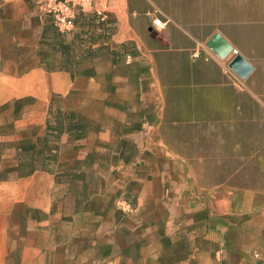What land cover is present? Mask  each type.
<instances>
[{
    "label": "crops",
    "instance_id": "obj_1",
    "mask_svg": "<svg viewBox=\"0 0 264 264\" xmlns=\"http://www.w3.org/2000/svg\"><path fill=\"white\" fill-rule=\"evenodd\" d=\"M106 18L61 36L30 0H0V264L249 262L224 238L264 240V0H111ZM215 34L246 79L207 49ZM53 96L92 127L64 120L50 142ZM46 138L54 171L22 175L20 147L40 167Z\"/></svg>",
    "mask_w": 264,
    "mask_h": 264
},
{
    "label": "built area",
    "instance_id": "obj_2",
    "mask_svg": "<svg viewBox=\"0 0 264 264\" xmlns=\"http://www.w3.org/2000/svg\"><path fill=\"white\" fill-rule=\"evenodd\" d=\"M35 4L42 17L49 19L53 27L59 33H70L75 29L77 20L82 17L95 16L101 22H107L106 15L108 13L111 0H30ZM167 21L161 19L153 20L152 26L157 31L165 29ZM237 55V51L223 60L227 73L235 75L229 68L233 57ZM197 57V53L194 55ZM129 58V56H128ZM222 61V60H220ZM236 76V75H235Z\"/></svg>",
    "mask_w": 264,
    "mask_h": 264
},
{
    "label": "rangeland",
    "instance_id": "obj_3",
    "mask_svg": "<svg viewBox=\"0 0 264 264\" xmlns=\"http://www.w3.org/2000/svg\"><path fill=\"white\" fill-rule=\"evenodd\" d=\"M36 6V5H35ZM37 7V6H36ZM108 11H109V9H108ZM95 17V16H94ZM97 18V17H96ZM99 20V19H98ZM52 27H53V25H52ZM53 29L55 30V32L58 34V35H61V36H65V35H68V34H70V33H72V32H70V33H64V34H62V33H59L54 27H53ZM123 48V54H124V57L126 58V56L128 55V56H130V54H131V51H127L126 49L127 48H124V46L122 47ZM81 56V55H80ZM115 57H116V55H115ZM128 58V57H127ZM63 105H64V101H63V99L61 98V97H59V98H55L54 100H53V104H52V101H51V107H54L55 108V110L53 111V108H51L50 110V115H51V117H52V120L54 121V119L53 118H56V117H58V113H59V110H61L62 108H63ZM51 112H52V114H51ZM63 116H65V115H63ZM79 117H80V121L82 122V123H85V124H87L89 127H92V125L91 124H88L89 122L86 120V118H84V117H82V116H80L79 115ZM56 120V119H55ZM53 138L54 137H51L49 140H50V142H51V140H53ZM51 150V149H50ZM52 154H56L57 155V150H55L54 148H52ZM113 152V151H112ZM117 152V151H116ZM115 152V153H116ZM21 153H22V151H21ZM26 156H28V155H26ZM38 155H36V151H32V152H30V154H29V156H28V158H24L23 159V162L27 159L28 161H26V163H24L22 166H21V168L24 170V171H27V170H29V168L30 167H28V166H26V165H28L29 163L31 164V163H34L35 161H36V158L35 157H37ZM92 157H96V156H92ZM113 157V156H112ZM36 167H38L39 168V166H36ZM179 168H181V167H179ZM192 169L194 168V169H197V167H191ZM175 169L177 170V167H175ZM52 171H54V169L52 170ZM57 171H59V170H57ZM177 172V171H176ZM60 173V172H59ZM193 184V183H192ZM195 200V201H194ZM192 203H191V208H192V212H191V214L189 215V221H190V233H188L189 234V238H190V241H204V239H203V236H204V231L202 230L203 229V227H204V222H200V219H202L203 217H204V215L202 214V212L201 211H198V210H196L198 207H199V204H198V200L196 199V198H192ZM119 203V204H118ZM133 204V201H132V199L131 198H128V199H125L124 201H119V202H117V205H116V207H118L119 208V210L118 211H120L121 213H123V214H125V212L126 213H129V209L127 208L128 206H131ZM130 209H132L131 207H130ZM194 209V210H193ZM194 211V212H193ZM196 211V212H195ZM183 218H185L184 216H178V222L179 223H181L182 221H183ZM197 219L199 220V222L197 221ZM257 232H259V231H257V230H254V231H251V235L252 234H256ZM261 232V234H264V231H260ZM232 231H228L227 232V234H226V237L224 238V241H240V244H243V245H241L240 247H244L245 249H246V247H249L247 250H248V252H249V254L251 255V258H250V260H249V262H247V263H245V264H250L251 263V261L253 260L254 261V263L255 264H257V263H261V264H264V240L263 241H252V245L251 244H249L248 246H246L245 244H244V241H247L246 240V236H244V234H242L241 232H240V238L239 239H235L234 237H232ZM234 234V236H236V233H233ZM260 237H262L261 235H260ZM196 247L195 248H197L198 247V242H196ZM179 249H182V247H179ZM241 249V248H240ZM186 251V250H185Z\"/></svg>",
    "mask_w": 264,
    "mask_h": 264
},
{
    "label": "trees",
    "instance_id": "obj_4",
    "mask_svg": "<svg viewBox=\"0 0 264 264\" xmlns=\"http://www.w3.org/2000/svg\"><path fill=\"white\" fill-rule=\"evenodd\" d=\"M98 19V18H97ZM47 22H49L51 25V21L49 19H45ZM100 21V20H99ZM66 70H70L69 68L65 67ZM55 98H58V97H55L53 96L52 97V104H53V100ZM56 120V123L57 125L54 126V127H51L49 126L48 128V137H54V138H57L59 136V134L62 133L63 131V127L61 126V122L64 121V120H68V124L66 126V129L69 131V132H76V133H83L85 131L88 130V125L85 124V123H82L79 119V115L77 114H74V113H68V114H65V116H61L59 113H58V117L55 118ZM48 138H46L45 140V147L43 149V151H41V155L43 156V161H41V165H40V169L42 171H46V172H52V165L56 162V154H52V151L50 149L47 150V143H48ZM21 151L22 153L21 154H24L25 156L30 154V152L32 151H35L34 148H32L31 146L28 147V146H21ZM37 155H39L38 152H36ZM29 168V170L23 172L22 171V175H28V174H31L32 172L36 171L38 169V167H36V165H34L33 163H29L28 165H26ZM20 168H21V165H20Z\"/></svg>",
    "mask_w": 264,
    "mask_h": 264
},
{
    "label": "water",
    "instance_id": "obj_5",
    "mask_svg": "<svg viewBox=\"0 0 264 264\" xmlns=\"http://www.w3.org/2000/svg\"><path fill=\"white\" fill-rule=\"evenodd\" d=\"M214 56L219 60H225L233 51V47L226 42L219 34H215L206 44ZM231 71L240 79H246L251 73L252 67L242 57L236 56L229 64Z\"/></svg>",
    "mask_w": 264,
    "mask_h": 264
}]
</instances>
